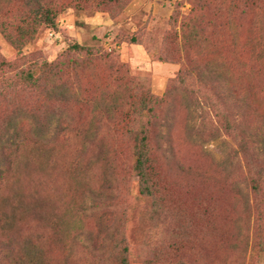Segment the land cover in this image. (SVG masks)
Instances as JSON below:
<instances>
[{
  "label": "trees",
  "instance_id": "trees-1",
  "mask_svg": "<svg viewBox=\"0 0 264 264\" xmlns=\"http://www.w3.org/2000/svg\"><path fill=\"white\" fill-rule=\"evenodd\" d=\"M24 1L33 6L28 18L52 25L56 10L46 1ZM238 8L230 2L221 21L204 19L194 9L182 17L176 45L165 58L179 70L162 97L125 87V93L114 91L108 100L104 92L100 99L84 100L62 81L59 63L43 62L39 73L21 72L12 83L4 74L8 64L0 60V101L5 105L0 113V197L13 178L38 169L26 177L34 184L18 213L28 219L22 240L8 235L12 217L2 222L0 208V264H254L264 259V122L256 121L262 104L256 96L264 97V18L256 23L257 36L244 44L247 52L252 47L250 59L259 77L246 87L237 74L234 26L225 18ZM22 22L18 37L6 33L10 45L33 35V24ZM215 30L228 32L229 38H215ZM20 85L27 95L42 94L43 99L23 100L16 92ZM69 106L78 107L83 117L69 113ZM214 121L217 126L206 134ZM228 138L237 140L236 149L231 153L227 145L220 160L205 148L211 140L225 143ZM182 146L210 157L224 181H232L227 185L242 206L230 229L214 223L211 203L189 207L175 197L177 191H188L190 182L207 178L183 163ZM124 153L130 157L125 172L136 178L139 196L131 202L125 194V215L118 182ZM244 161L247 175L238 181L234 171ZM60 180L74 190L61 195L46 189L49 181ZM137 205L146 228L133 241L127 217ZM204 232L213 243L202 237Z\"/></svg>",
  "mask_w": 264,
  "mask_h": 264
},
{
  "label": "rangeland",
  "instance_id": "rangeland-1",
  "mask_svg": "<svg viewBox=\"0 0 264 264\" xmlns=\"http://www.w3.org/2000/svg\"><path fill=\"white\" fill-rule=\"evenodd\" d=\"M47 6L56 10L54 19L49 23H35L28 18V12L33 6H28L24 0L0 1V60L8 64L4 74L12 83L21 72H40L43 62L61 64L62 81L69 87L79 92L80 98L95 97L100 99L99 93L108 94L107 100L114 91L125 87L132 88L139 94L148 92L153 97H162L170 82L175 79L179 65L165 62L166 52L176 45L175 31L179 30L182 17L187 16L193 9L198 16L212 20L224 18V8L232 2L238 5L232 17L225 16L227 21L234 26V40L236 49L234 54L239 56V68L237 74L242 85L249 87L258 82L259 77L255 70V63L250 59L251 49L247 52L244 47L257 36L256 23L264 18V0H247V4L239 0H129L126 4L102 5V0H88L81 5L82 0H43ZM199 9V5H204ZM217 10H219L217 12ZM193 12V11H192ZM220 14V16H219ZM33 24L34 33L30 38L19 40L17 46L7 42L6 33L16 36V29L23 24V20ZM5 29V32L2 30ZM31 34V33H30ZM52 34V35H51ZM171 35V38L169 36ZM229 38V33L215 30V38ZM18 37V36H16ZM162 60V61H159ZM88 64V65H87ZM0 72V76H2ZM60 83V81H59ZM1 88V87H0ZM4 89V88H1ZM261 92L264 90L260 89ZM16 92L23 100L31 103L42 100L41 95H27L22 87L16 86ZM262 104L257 105L261 115L257 119L259 124L264 122V97L256 96ZM5 105L0 101V113ZM71 108V109H70ZM123 111L124 107L121 108ZM78 107H68V112L83 117ZM87 112L84 111V115ZM116 117H122L114 115ZM214 120V119H213ZM216 122H210L205 129L216 127ZM223 138V137H222ZM236 139H220L210 141L205 148L216 160L222 158L226 146L234 153ZM117 145H120L118 143ZM119 148H121L119 146ZM180 156L184 164L192 167L204 180H196L189 183V190H181L175 193V197L194 207L200 201L215 207L214 223L222 228L231 227V221L241 210L242 199L235 195L232 188L228 187L232 181H224V177L206 155H201L188 146L179 148ZM130 157L125 153L121 157L120 173L118 180L122 188V206L125 215V194L130 201L139 200L136 178L125 172L126 165L130 163ZM127 160V161H126ZM246 162L240 164L239 171H234V177L244 178ZM18 173L25 169L19 167ZM33 169V168H32ZM23 172L19 177L11 180V186L0 197V208L5 218L12 217V226L8 235L15 240H22L26 234L27 218L18 215L27 196L32 193L34 179H26L27 174L38 172V169ZM122 181V182H121ZM245 181V180H244ZM244 185V184H243ZM52 189L66 195L70 189L67 183L49 181L46 189ZM73 191L67 193L68 197ZM56 204L55 207H58ZM51 210L52 207L48 206ZM0 211V212H1ZM127 217L128 236L134 241H139L146 228V220L143 208L140 205L129 210ZM205 221V218H200ZM148 225V224H147ZM214 241L210 233H203L202 237ZM205 240V239H204ZM213 245V244H212ZM227 254V253H226ZM225 254V255H226ZM20 256V255H18ZM254 264H264L263 257L253 261Z\"/></svg>",
  "mask_w": 264,
  "mask_h": 264
},
{
  "label": "built area",
  "instance_id": "built-area-1",
  "mask_svg": "<svg viewBox=\"0 0 264 264\" xmlns=\"http://www.w3.org/2000/svg\"><path fill=\"white\" fill-rule=\"evenodd\" d=\"M52 35V34H51Z\"/></svg>",
  "mask_w": 264,
  "mask_h": 264
}]
</instances>
